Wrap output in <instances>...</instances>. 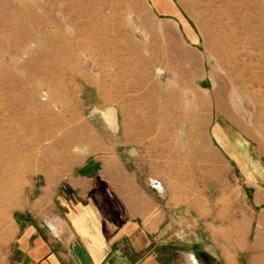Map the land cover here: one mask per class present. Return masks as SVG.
<instances>
[{
    "label": "rangeland",
    "instance_id": "obj_1",
    "mask_svg": "<svg viewBox=\"0 0 264 264\" xmlns=\"http://www.w3.org/2000/svg\"><path fill=\"white\" fill-rule=\"evenodd\" d=\"M114 153L181 249L264 264V0H0V264L33 180Z\"/></svg>",
    "mask_w": 264,
    "mask_h": 264
},
{
    "label": "crops",
    "instance_id": "obj_2",
    "mask_svg": "<svg viewBox=\"0 0 264 264\" xmlns=\"http://www.w3.org/2000/svg\"><path fill=\"white\" fill-rule=\"evenodd\" d=\"M138 175L114 153L33 180L6 264H204L181 249L191 217Z\"/></svg>",
    "mask_w": 264,
    "mask_h": 264
},
{
    "label": "bare ground",
    "instance_id": "obj_3",
    "mask_svg": "<svg viewBox=\"0 0 264 264\" xmlns=\"http://www.w3.org/2000/svg\"><path fill=\"white\" fill-rule=\"evenodd\" d=\"M155 3V2H154ZM102 116H103V118H104V120L106 121V122H109V123H111L112 122V119H113V108H106V110H104L102 113ZM115 120V119H114ZM112 125V124H111ZM109 126H110V124H109ZM1 158H4V154H1L0 155V159Z\"/></svg>",
    "mask_w": 264,
    "mask_h": 264
},
{
    "label": "built area",
    "instance_id": "obj_4",
    "mask_svg": "<svg viewBox=\"0 0 264 264\" xmlns=\"http://www.w3.org/2000/svg\"><path fill=\"white\" fill-rule=\"evenodd\" d=\"M149 185L152 189L156 190V191H160L162 189V184L160 181L156 180V179H150L149 180Z\"/></svg>",
    "mask_w": 264,
    "mask_h": 264
},
{
    "label": "water",
    "instance_id": "obj_5",
    "mask_svg": "<svg viewBox=\"0 0 264 264\" xmlns=\"http://www.w3.org/2000/svg\"><path fill=\"white\" fill-rule=\"evenodd\" d=\"M79 254L81 255L82 259H84V260H85V258H84V256H83V254H82L81 252H80Z\"/></svg>",
    "mask_w": 264,
    "mask_h": 264
}]
</instances>
